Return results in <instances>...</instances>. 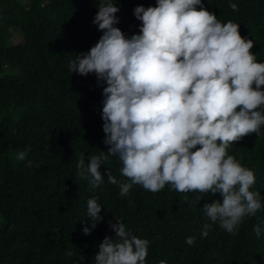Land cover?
<instances>
[{
	"label": "trees",
	"instance_id": "1",
	"mask_svg": "<svg viewBox=\"0 0 264 264\" xmlns=\"http://www.w3.org/2000/svg\"><path fill=\"white\" fill-rule=\"evenodd\" d=\"M99 3L0 0V264H95L99 244L105 236H115L109 222L116 220L149 241L146 264H264V209L245 218L234 235L217 222L201 238L203 225L211 223L202 208L221 200L219 193L184 194L168 185L152 193L134 185L121 197L119 186L108 183L106 175L110 171L126 180L115 156L101 166L104 182L96 189L77 174L80 153L87 163L91 155L108 151L103 89L94 74L83 77L69 69V61L88 52L102 35L93 24ZM202 4L222 23L239 24L241 36L254 42L251 52L257 62L264 63V0ZM139 5L154 7L156 0H115L120 9L116 27L128 38L139 34L141 22L133 14ZM29 147L25 160L17 159V151ZM228 154L254 172L250 191L264 197V126L259 135L234 142ZM196 196H201L199 203ZM90 198L103 205V220L84 235ZM254 225L261 226L259 238ZM189 236L196 237L193 246L185 243Z\"/></svg>",
	"mask_w": 264,
	"mask_h": 264
},
{
	"label": "clouds",
	"instance_id": "2",
	"mask_svg": "<svg viewBox=\"0 0 264 264\" xmlns=\"http://www.w3.org/2000/svg\"><path fill=\"white\" fill-rule=\"evenodd\" d=\"M229 7L239 11L235 3ZM97 8L93 24L102 35L69 61V69L83 77L94 74L103 89L108 151L91 155L87 163L80 153L77 174L96 189L104 182L101 166L115 156L126 180L110 171L106 175L121 197L134 185L152 193L166 185L184 194L219 193L221 200L202 208L211 223L203 225L201 238L217 222L227 233H238L245 218L264 209L261 193L250 191L254 172L228 154L234 142L259 135L264 126V63L251 52L253 40L241 36L239 24L222 23L202 0H156L154 7H135L141 26L130 38L116 27L115 0H100ZM29 151L18 150L17 159L25 160ZM102 208L98 198L87 200L84 235L103 220ZM116 221L109 222L115 236L99 244L95 264H146L149 241ZM253 231L259 238L261 226ZM195 242V236L186 237L188 246Z\"/></svg>",
	"mask_w": 264,
	"mask_h": 264
},
{
	"label": "rangeland",
	"instance_id": "3",
	"mask_svg": "<svg viewBox=\"0 0 264 264\" xmlns=\"http://www.w3.org/2000/svg\"><path fill=\"white\" fill-rule=\"evenodd\" d=\"M7 72L8 73L11 72V74H14V75H17L18 74V71L17 70H11V69H9V70H7ZM0 224H1V218H0Z\"/></svg>",
	"mask_w": 264,
	"mask_h": 264
}]
</instances>
